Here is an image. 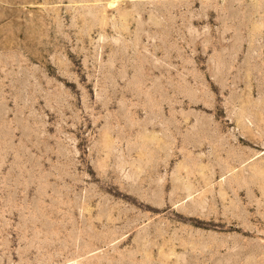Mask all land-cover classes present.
<instances>
[{
    "label": "rangeland",
    "instance_id": "rangeland-1",
    "mask_svg": "<svg viewBox=\"0 0 264 264\" xmlns=\"http://www.w3.org/2000/svg\"><path fill=\"white\" fill-rule=\"evenodd\" d=\"M0 264H264V0H0Z\"/></svg>",
    "mask_w": 264,
    "mask_h": 264
}]
</instances>
